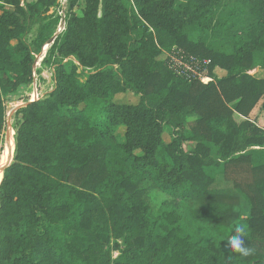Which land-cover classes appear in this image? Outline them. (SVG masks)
I'll list each match as a JSON object with an SVG mask.
<instances>
[{"label":"trees","instance_id":"trees-1","mask_svg":"<svg viewBox=\"0 0 264 264\" xmlns=\"http://www.w3.org/2000/svg\"><path fill=\"white\" fill-rule=\"evenodd\" d=\"M68 2L43 60L54 88L15 112L0 264H264V0ZM56 7L0 0V151ZM162 51L210 59L212 80ZM129 92L138 102L115 100ZM237 225L248 256L225 248Z\"/></svg>","mask_w":264,"mask_h":264},{"label":"rangeland","instance_id":"rangeland-1","mask_svg":"<svg viewBox=\"0 0 264 264\" xmlns=\"http://www.w3.org/2000/svg\"><path fill=\"white\" fill-rule=\"evenodd\" d=\"M69 5H70V2H67V4L65 5V12L67 11ZM60 10H61L60 7L59 8L58 7L53 8L51 10V14L53 16L61 17V15L59 13ZM81 12L82 11L80 10L79 13L81 14ZM36 32H37V27L35 26L32 28L30 33L25 37L28 44H31L32 40L34 39V37L36 35ZM52 43H53V41L51 39L49 42L46 43L43 51L40 54L36 55V58H35L36 62L34 64V69H35L34 81L29 85L23 86L20 89L18 95L13 97L12 100L7 104L6 124H5L3 131H2V142H1L2 149L0 151V157L4 151L8 135L11 132H13V141L15 143V148H16V135H17V127H18V121L15 117L16 110L19 107L24 105L25 100L27 98H33V97L35 98L36 95L39 97H43V96L45 97L54 88V81L52 79L53 69L49 68L48 66H46V64L43 63V60H44L45 56L47 55ZM168 56H169L168 52L162 51L160 58L166 59ZM215 70L217 72L216 73L217 76H219V77L224 76L223 74L226 73L223 70H220V68H216ZM255 72H256V70H255ZM256 76L259 78L263 77L264 76V70L259 68L257 73H256ZM115 100H117V102L136 103V102H138L139 99H138V96L129 92V93H125V94L121 93V94L117 95ZM10 130H12V131L10 132ZM113 132L123 135L125 132V127L124 126L115 127L113 129ZM164 140L166 142H169L171 140V134L169 133L168 130H166V132L164 133ZM211 146L213 148V151H215L216 147L213 145H211ZM15 148H14L13 155H15ZM13 160H14V156L12 157V160L8 163L7 166H9L13 162ZM2 178H3V174H2ZM161 199H162V196L161 197L159 196L158 202ZM118 255H119V252H114V257H117Z\"/></svg>","mask_w":264,"mask_h":264},{"label":"built area","instance_id":"built-area-1","mask_svg":"<svg viewBox=\"0 0 264 264\" xmlns=\"http://www.w3.org/2000/svg\"><path fill=\"white\" fill-rule=\"evenodd\" d=\"M69 0H57L58 8L60 7V15L62 16L57 32L61 33L66 28V21H65V5L67 4ZM170 59V68L178 75L185 76L187 79L192 80L196 79L199 81H202L204 83H208L212 80L211 77H208L204 74V70L210 65L211 60L207 58H184L183 56H180L178 52L174 54H169L167 57ZM41 97L37 96L35 99L33 98H27L25 100L24 105L27 103V100L34 101Z\"/></svg>","mask_w":264,"mask_h":264},{"label":"clouds","instance_id":"clouds-1","mask_svg":"<svg viewBox=\"0 0 264 264\" xmlns=\"http://www.w3.org/2000/svg\"><path fill=\"white\" fill-rule=\"evenodd\" d=\"M234 235L228 236L226 250H232L241 254L242 256H248L251 254V249L245 246L244 241V228L242 226H235L233 229Z\"/></svg>","mask_w":264,"mask_h":264},{"label":"bare ground","instance_id":"bare-ground-1","mask_svg":"<svg viewBox=\"0 0 264 264\" xmlns=\"http://www.w3.org/2000/svg\"><path fill=\"white\" fill-rule=\"evenodd\" d=\"M86 70V69H85ZM37 98V95L35 96V99ZM12 130H10L11 132ZM14 148L15 143L13 141V132L9 133L4 151L0 157V181L2 179V174L4 168L8 165V163L12 160V157L14 156Z\"/></svg>","mask_w":264,"mask_h":264},{"label":"water","instance_id":"water-1","mask_svg":"<svg viewBox=\"0 0 264 264\" xmlns=\"http://www.w3.org/2000/svg\"><path fill=\"white\" fill-rule=\"evenodd\" d=\"M58 36V33H56L53 37H52V41L54 42L55 38ZM16 110V109H15Z\"/></svg>","mask_w":264,"mask_h":264},{"label":"crops","instance_id":"crops-1","mask_svg":"<svg viewBox=\"0 0 264 264\" xmlns=\"http://www.w3.org/2000/svg\"><path fill=\"white\" fill-rule=\"evenodd\" d=\"M223 70V69H220ZM224 72H226L225 70H223ZM258 71V70H257ZM215 74L217 73L216 70H214ZM226 73H224L223 75H225ZM222 77V76H221ZM44 97V96H43Z\"/></svg>","mask_w":264,"mask_h":264}]
</instances>
